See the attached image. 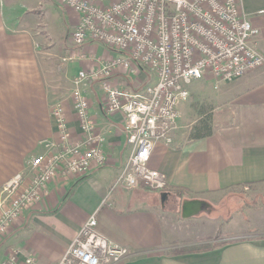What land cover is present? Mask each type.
<instances>
[{"label":"crops","instance_id":"crops-1","mask_svg":"<svg viewBox=\"0 0 264 264\" xmlns=\"http://www.w3.org/2000/svg\"><path fill=\"white\" fill-rule=\"evenodd\" d=\"M239 2L260 30L254 43L264 57V0ZM18 6L0 0V189L16 173L29 178L31 161L44 151V141L64 144L56 107L62 109L70 132L67 142L84 139L73 94L67 93V85L54 86L48 80L37 33L23 13L18 15ZM67 9L75 29L77 16ZM70 43L62 74L74 88L73 79L80 70L97 67L84 54L90 49L88 42L79 45L83 49L79 53L74 52L78 45L71 37ZM135 73L119 67L111 81L141 93L143 74ZM226 83L228 106L219 113L213 110V134L190 138L198 117L189 129L176 125L171 143L161 140L155 144L149 166L166 175L165 191L149 189L144 183L137 187L116 184L130 153L125 118L120 112H105L101 81L83 84L90 101L89 117L105 138L108 160L93 165L83 176L56 175L47 184L43 199L25 210L1 243L0 260L9 249L18 248L22 257H35L36 264H57L95 215L97 230L129 250L120 264H264V230L231 232L223 226L228 214L211 212L240 188L264 186V66ZM162 192L168 194L164 200ZM171 194L175 198L168 204ZM187 199L204 200L208 209L184 218L182 205ZM202 227L208 230L198 232ZM214 242L224 243L205 251L177 252Z\"/></svg>","mask_w":264,"mask_h":264},{"label":"built area","instance_id":"built-area-1","mask_svg":"<svg viewBox=\"0 0 264 264\" xmlns=\"http://www.w3.org/2000/svg\"><path fill=\"white\" fill-rule=\"evenodd\" d=\"M77 16L71 34L75 45L97 41L119 52L99 68L82 69L73 79L76 113L83 141L68 143L70 132L62 109L54 110L62 133V145L43 142L27 179L21 172L0 189V245L25 210L40 202L47 184L60 172L86 175L93 165L108 157L104 136L90 120V101L82 85L99 80L105 92V112L123 113L130 153L116 184L165 191L168 179L149 161L158 141L171 143L179 107L190 95L195 81L211 74L231 82L264 66L254 38L260 30L242 12L239 0H59ZM151 68L156 76L141 93L111 81L119 67L133 73ZM66 142V143H65ZM129 250L97 230L95 215L89 217L57 264H120ZM0 264H36L33 256L11 248Z\"/></svg>","mask_w":264,"mask_h":264},{"label":"rangeland","instance_id":"rangeland-1","mask_svg":"<svg viewBox=\"0 0 264 264\" xmlns=\"http://www.w3.org/2000/svg\"><path fill=\"white\" fill-rule=\"evenodd\" d=\"M10 2L19 5L20 13L18 15L23 13L29 19V26L37 33V39L41 44L42 61L48 69L46 71L48 80L52 82L51 84L54 83V86L67 85L69 88L67 93L72 92L73 86L70 85V82L66 83L62 74L63 66L68 62V49L72 47L70 37L74 30V20L69 17L71 11L58 0H10ZM86 44L87 42L84 45ZM89 47L90 49L88 48L84 54L97 68L119 53L97 41H91ZM73 49L76 53L83 50L79 48V45ZM132 66L136 69L135 76L143 74L141 78L143 86L156 80L155 73L151 68L140 67L135 62H132ZM225 89H228V83L216 79L211 74H206L201 79L195 80L189 87V97L180 105L176 125H180L183 129H189L194 120L199 117L202 109L213 108L215 113L222 111L229 102V96L224 94ZM56 93L53 92V94ZM174 198L175 195L171 194L166 202L172 204ZM211 212L214 215L226 212L228 217L223 226L227 230L230 229L231 232L264 230V186H254L249 189L240 188L238 193L231 195L223 205L213 206ZM229 216L231 217L229 218ZM207 230L208 228L202 227L198 229V232L205 233Z\"/></svg>","mask_w":264,"mask_h":264},{"label":"trees","instance_id":"trees-1","mask_svg":"<svg viewBox=\"0 0 264 264\" xmlns=\"http://www.w3.org/2000/svg\"><path fill=\"white\" fill-rule=\"evenodd\" d=\"M214 111L213 108L210 110L202 109L199 113V119L193 125L190 132V138H202L213 134L214 132ZM224 242H214V243H200L196 245H191L188 247L181 248L177 252H198L205 251L214 248Z\"/></svg>","mask_w":264,"mask_h":264},{"label":"water","instance_id":"water-1","mask_svg":"<svg viewBox=\"0 0 264 264\" xmlns=\"http://www.w3.org/2000/svg\"><path fill=\"white\" fill-rule=\"evenodd\" d=\"M168 197L167 192H162V199ZM208 209V203L201 199H187L182 205V216L190 218Z\"/></svg>","mask_w":264,"mask_h":264}]
</instances>
